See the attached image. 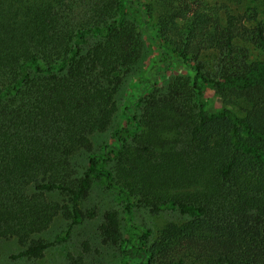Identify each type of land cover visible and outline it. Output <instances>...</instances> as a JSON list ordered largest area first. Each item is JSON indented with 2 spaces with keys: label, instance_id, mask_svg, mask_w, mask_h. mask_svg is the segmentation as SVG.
<instances>
[{
  "label": "trees",
  "instance_id": "trees-1",
  "mask_svg": "<svg viewBox=\"0 0 264 264\" xmlns=\"http://www.w3.org/2000/svg\"><path fill=\"white\" fill-rule=\"evenodd\" d=\"M130 7L184 72L137 100L132 134L106 146L107 182L128 205L184 219L125 254L133 264H264V0H0V239L21 246L11 258L39 259L50 243L33 235L57 216L70 227L97 216L80 206L99 171L91 135L109 128L142 51ZM207 92L218 110L205 108ZM82 152L84 171L72 161ZM98 232L121 242L116 210Z\"/></svg>",
  "mask_w": 264,
  "mask_h": 264
},
{
  "label": "rangeland",
  "instance_id": "rangeland-1",
  "mask_svg": "<svg viewBox=\"0 0 264 264\" xmlns=\"http://www.w3.org/2000/svg\"><path fill=\"white\" fill-rule=\"evenodd\" d=\"M127 14L140 35L142 51L139 59L124 74L116 90L117 111L109 128L91 135L99 171L94 177L88 197L80 206L82 209L95 207L97 216L71 227L68 220L57 216L47 230L33 235L34 238H42L50 243L43 257L39 259L11 258V255L22 249L21 246L14 238L0 239V264H133L136 260L125 254L127 248L146 246L165 223L184 219L174 209H164L153 215L144 206L128 205L117 188L107 182L106 172L112 164L106 160L105 153L109 150L106 146L115 144L121 131L125 139L132 134L129 113L132 115L139 112V106L135 105L137 100L150 83L162 84L172 73L184 72L182 64L169 63L161 55L152 21L131 7L127 8ZM145 82L147 84H144ZM206 97L208 100L205 108L210 111L218 110V99L210 92L206 93ZM88 157L84 152L76 154L72 159L73 164L84 171L88 167ZM48 197L59 198L57 195ZM110 209L118 212L120 220L122 239L116 246L103 244L98 232L102 213ZM84 242L88 245L87 249L83 246Z\"/></svg>",
  "mask_w": 264,
  "mask_h": 264
}]
</instances>
